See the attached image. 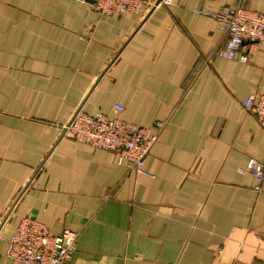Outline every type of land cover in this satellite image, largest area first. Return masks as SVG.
Returning <instances> with one entry per match:
<instances>
[{
  "label": "crops",
  "instance_id": "0c3cea01",
  "mask_svg": "<svg viewBox=\"0 0 264 264\" xmlns=\"http://www.w3.org/2000/svg\"><path fill=\"white\" fill-rule=\"evenodd\" d=\"M264 0H171L147 15L82 0H0V264L24 217L78 233L69 264H264V44L234 60L203 11ZM250 54V61L239 56ZM164 123L144 172L64 135L79 110ZM259 186L260 189H256Z\"/></svg>",
  "mask_w": 264,
  "mask_h": 264
},
{
  "label": "built area",
  "instance_id": "2783aa9c",
  "mask_svg": "<svg viewBox=\"0 0 264 264\" xmlns=\"http://www.w3.org/2000/svg\"><path fill=\"white\" fill-rule=\"evenodd\" d=\"M88 1V0H82ZM101 13L123 14L138 13L147 15L162 4L171 0H90ZM89 2V1H88ZM213 17L219 28L225 31L227 39L217 50L219 57L228 60L238 58V52L248 42L264 44V13L241 4L217 11H203ZM240 61L248 62L249 52L239 56ZM244 107L255 114L264 128V89L251 94ZM125 110L122 104H115L114 116L104 113L88 114L79 109L64 127V135L88 143L93 147L119 153V163L127 162L131 172H144L143 166L158 140V132L164 123L153 126H140L120 117ZM241 172L264 177V161L250 159ZM256 189H260L259 186ZM78 233L65 229L62 233H53L50 228L33 216L24 217L16 226L7 250L12 264H69L72 260Z\"/></svg>",
  "mask_w": 264,
  "mask_h": 264
},
{
  "label": "rangeland",
  "instance_id": "374dc122",
  "mask_svg": "<svg viewBox=\"0 0 264 264\" xmlns=\"http://www.w3.org/2000/svg\"><path fill=\"white\" fill-rule=\"evenodd\" d=\"M254 159V158H253ZM260 162H263V161H260ZM248 163V162H247Z\"/></svg>",
  "mask_w": 264,
  "mask_h": 264
},
{
  "label": "water",
  "instance_id": "95a60500",
  "mask_svg": "<svg viewBox=\"0 0 264 264\" xmlns=\"http://www.w3.org/2000/svg\"><path fill=\"white\" fill-rule=\"evenodd\" d=\"M89 2H91L90 0H88Z\"/></svg>",
  "mask_w": 264,
  "mask_h": 264
}]
</instances>
